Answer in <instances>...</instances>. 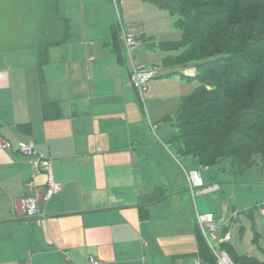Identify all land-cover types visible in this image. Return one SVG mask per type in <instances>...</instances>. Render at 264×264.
I'll list each match as a JSON object with an SVG mask.
<instances>
[{"label": "crops", "instance_id": "1", "mask_svg": "<svg viewBox=\"0 0 264 264\" xmlns=\"http://www.w3.org/2000/svg\"><path fill=\"white\" fill-rule=\"evenodd\" d=\"M140 2L119 4L125 33L150 47L171 42L132 14ZM53 3L42 26L36 23L37 41L0 53V137L13 146L0 150V264H86L89 257L99 264H211L199 253L196 215L228 222L220 217V185L201 171L207 186L219 188L192 197L171 157L177 154L164 146L174 128L161 123L187 95L184 79L163 68L143 91L145 109L144 94L130 84L124 45L114 39L110 1ZM133 50L138 65L141 50ZM179 71L195 75L194 67ZM18 141L33 142L50 167L18 154ZM183 163L200 169L191 158ZM48 173L59 191L38 206L45 215L38 223L24 200L45 192ZM226 230L211 236L218 248L229 244Z\"/></svg>", "mask_w": 264, "mask_h": 264}, {"label": "trees", "instance_id": "2", "mask_svg": "<svg viewBox=\"0 0 264 264\" xmlns=\"http://www.w3.org/2000/svg\"><path fill=\"white\" fill-rule=\"evenodd\" d=\"M145 1L177 16L181 38L157 45L171 52L162 59V67L172 70L166 75L197 83L175 115L167 142L174 153L200 168L229 159L234 174L254 166L256 156L264 163V0ZM113 34L118 41L116 26ZM190 66L193 77L180 73ZM197 231L200 255L215 264ZM221 249L235 264H264L237 255L229 244Z\"/></svg>", "mask_w": 264, "mask_h": 264}, {"label": "rangeland", "instance_id": "3", "mask_svg": "<svg viewBox=\"0 0 264 264\" xmlns=\"http://www.w3.org/2000/svg\"><path fill=\"white\" fill-rule=\"evenodd\" d=\"M53 1L55 0H51L49 4L48 0H0V53L9 52L12 49L26 48L37 41V29L39 30L38 27L44 23V9H47V6L51 4L53 6ZM140 1V6L138 7L136 4L132 14L137 18L141 16L145 26L151 27L156 34H159V39L177 41L181 38V32L174 26L177 16H172L167 10L160 9L151 3L145 2V0ZM125 18L121 12L122 24L126 23ZM112 19L116 24L117 19L114 13H112ZM36 23H38V27ZM64 36H66L65 33ZM138 50H141L138 53V66L154 69V74H156L150 82L157 79L161 80V73L165 70L162 67V58L167 54H171V52L161 51L157 44L150 47L147 41L139 43ZM147 51L150 52V57L149 54L145 53ZM123 56L129 64L128 53L124 51ZM132 57L136 64L134 50H132ZM142 62L144 65H142ZM176 76L177 74L170 75L172 78ZM180 83L184 85V94H189L197 86L196 82L185 80L180 81ZM174 88V85H168L170 95H176ZM143 94V98H145L143 99L145 102L144 108L146 109V106H148L146 92H143ZM167 94L162 91L159 97L164 98ZM171 102L168 101L167 104L164 102L161 108L171 104ZM179 104L180 102H178V107L176 105L174 108L173 113L169 115L171 118L168 123H161V125L170 127L171 124L175 123V115ZM168 112H171L170 108ZM149 135L153 140L160 142L161 139L157 130H151ZM166 143H164V146L174 153L176 151L174 146ZM159 144L162 146L161 143ZM171 157L182 174V166L185 170H190V166L183 163L184 158L173 154H171ZM254 160L256 164L240 174L232 172V162L229 159H224L212 167H201L200 171L207 172L208 181L211 177L220 185L221 191L220 194L218 193L220 197L218 204H221L224 210L221 208L219 212H221L220 217L226 218L228 221L224 222L223 226L227 228L226 234L229 237V246L237 255H246L264 261V222L257 208V204L264 201V163L257 156ZM205 184L207 185L206 182ZM208 236L209 243L218 248V242L210 235Z\"/></svg>", "mask_w": 264, "mask_h": 264}, {"label": "built area", "instance_id": "4", "mask_svg": "<svg viewBox=\"0 0 264 264\" xmlns=\"http://www.w3.org/2000/svg\"><path fill=\"white\" fill-rule=\"evenodd\" d=\"M112 6V9L115 14V18L117 19V23L115 24L118 29L119 39L124 45L125 51L128 53V57L130 60V84L136 89L137 93L142 98L143 91L148 85L149 81L155 77L154 69H150L147 67H142L136 65L132 60V50L139 46V41L132 35H127L123 30V24L121 20V13L119 4L121 0H109ZM152 131H155V126L150 125ZM13 149L12 144L0 137V150L3 151H10ZM16 152L25 157H36L38 163H41V169L44 170L47 167H50V161L46 160L43 155H39L38 151L36 150L33 142L31 141H18L16 143ZM37 164V163H36ZM183 176L185 178L187 188L191 193L192 197H194L198 193H206L208 191H216L218 190V185L213 184L211 186H207L203 179L202 173L200 169H190L185 170L183 167ZM35 176V172L32 173L31 179ZM27 186L32 188L33 183L28 182ZM59 191L58 184L54 181V178L51 173H48L47 178V188L43 194L40 192H35V197H27L24 200V204L27 208V214L31 218H35L36 222H40L45 215L44 213L39 210V205L43 201H47L50 199L54 194ZM259 215L264 222V203L259 204L258 208ZM196 222L198 228L206 241V244L211 252V255L215 261V264H235L226 251L222 250L221 248L214 247L211 243H209V236H212L216 230L221 228L224 223L218 222L216 223L212 216L210 215H196ZM215 222V223H214ZM221 226V227H220ZM224 240H228L227 236H224ZM86 264H99V261L94 259L93 257H89Z\"/></svg>", "mask_w": 264, "mask_h": 264}]
</instances>
